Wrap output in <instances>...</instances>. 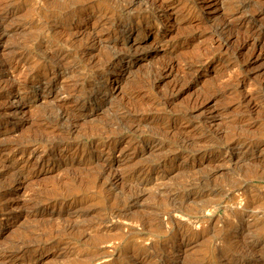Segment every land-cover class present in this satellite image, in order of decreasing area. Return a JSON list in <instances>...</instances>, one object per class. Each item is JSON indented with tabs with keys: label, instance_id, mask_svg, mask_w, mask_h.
I'll list each match as a JSON object with an SVG mask.
<instances>
[{
	"label": "rangeland",
	"instance_id": "374dc122",
	"mask_svg": "<svg viewBox=\"0 0 264 264\" xmlns=\"http://www.w3.org/2000/svg\"><path fill=\"white\" fill-rule=\"evenodd\" d=\"M58 1L61 0H0V33L3 28L8 32L5 36L0 34V59L11 57L10 63L0 64V87L4 86L0 88V107L3 106L0 108V146L5 148L0 152V160L30 176L28 181L16 180L10 192L6 184L8 177H0V191L7 198L1 200L5 208L0 206V254L13 257L11 264H131L134 254L142 252L141 256H147L145 264H172L170 260L177 254L183 264H223L217 263L213 255H217L221 246L225 252H234V246L227 241L244 237L253 240L257 248L254 247L253 255L240 256L238 261L260 264L259 253L264 251V238H261L264 237V178L261 177L264 175V35L258 42H253L248 35L253 31L264 33V0H148L156 9L151 14V23L120 36L132 45V51L136 45H143L142 50L133 52L131 74H127L123 63L103 72H95L90 67L94 65L90 63L93 54L110 32L99 24L106 18L100 15L99 0L73 2L80 8L67 24L55 23L60 14L53 12L50 5ZM137 4L131 8L133 12L139 10ZM245 15L247 18H240ZM250 15L254 19H248ZM219 18L229 21L226 33H222L227 44L221 51L211 52L217 47L214 29L221 23ZM138 19L129 20L140 25ZM67 28L71 34L64 35L63 30ZM187 29L193 33L181 36ZM79 44L85 50L79 54L80 60L72 62L69 53ZM25 48L30 52L26 54ZM185 60L189 61L190 70L196 72V82L189 86L184 79ZM28 62L35 73L28 71ZM150 69L156 71L150 89L123 84V77L132 80ZM12 79L18 85L6 86L5 81ZM94 83L108 91V100L112 103L92 98L94 93L89 86ZM78 85L81 89L76 92ZM209 85L222 90L212 101L204 91ZM161 94L171 97L164 106L167 113L163 115L157 113L163 110L161 107L159 111H144L143 115L120 120L115 113L111 114L117 102L126 107L132 108L138 103L147 108L151 99ZM74 95H79L78 100L90 113L82 114L81 118L64 114L73 107ZM140 101L143 103L139 104ZM62 111V115H56ZM235 138H240L239 144H232ZM14 141L19 147L11 152L8 148ZM243 156L249 161L246 164L240 161ZM42 158L44 163L38 167L36 162ZM97 170L105 178L94 186ZM111 174L125 179L107 185L106 176ZM244 183L248 184L247 188L242 187ZM222 186L229 192L226 196L212 194ZM44 194L59 199L25 208L28 198ZM172 205L179 208L172 213L174 222L189 225L186 227L192 230L191 236L195 231L200 234L194 235L196 239L191 237L180 252L174 250L176 253L170 250L186 238L178 236L175 242L163 240V234L156 231L160 220L170 219L166 209ZM247 205L254 211L250 217L253 219L249 220L253 223L254 236L246 238L241 228L235 230L230 226L235 222L240 224L246 216L245 212L239 211L241 215L231 210ZM193 216L198 217L197 222ZM187 218L191 222H186ZM126 227L136 231L129 238L123 233ZM29 239L30 244L24 251L26 256L29 253L33 258L37 256L32 261L23 260V252L12 249L13 244L22 245ZM32 239L37 241L32 243ZM161 248L170 259L164 263L157 256ZM150 258L152 261L148 262Z\"/></svg>",
	"mask_w": 264,
	"mask_h": 264
},
{
	"label": "bare ground",
	"instance_id": "6f19581e",
	"mask_svg": "<svg viewBox=\"0 0 264 264\" xmlns=\"http://www.w3.org/2000/svg\"><path fill=\"white\" fill-rule=\"evenodd\" d=\"M73 2L74 3H79V2H83V0H68L67 2H66V0H61L60 2L58 1V2H56V4H51L50 5V9L53 11V12H58L59 14H60V18L57 20V22H55V23H57V24H63V23H66V22H68L69 20H70V18L72 17V14L73 13H75V12H77V10L80 8L79 6L77 7V5H73ZM87 2V1H86ZM99 2H100V4H101V8H100V15L101 16H105L106 18H104V19H102V20H100V25H101V27H102V25L103 26H105L106 28H108L109 30H110V32L104 37L105 38V42H103L102 43V45L100 46V48H97L96 49V53H94L93 54V57H94V61L92 60V62H90V63H92V64H94V65H91L90 67L92 68V69H94L95 70V72L96 71H101V72H103V71H105V70H107L108 68H111L112 66H114V65H116V64H118V63H123L125 66H127L126 68H127V74H131L132 73V66L134 65V57H133V52H137V51H139V50H142V47H143V45H136L135 46V48H134V50L132 51V45H130L129 43V45L126 43V41L125 40H123V39H120V36H122V35H124L125 33H127V32H129V31H131L133 28H136V27H140L142 24H144V23H151V14L152 13H154L155 12V7L154 8H152V6H153V3L152 2H150V1H146V0H99ZM139 2H141V3H143V5H144V7L142 8L141 7V3L139 4ZM138 3V4H137ZM85 4V3H84ZM137 4V6H138V9L139 10H136L135 12H133V10L131 9V8H133V6L134 5H136ZM148 4V5H147ZM81 5V4H80ZM155 5V4H154ZM84 6V5H83ZM140 6V7H139ZM158 7V6H157ZM159 8V7H158ZM260 8V7H259ZM85 9V8H84ZM132 11H131V10ZM256 10H258V9H255V11ZM244 11V10H243ZM80 12V11H79ZM78 12V13H79ZM235 12V11H234ZM251 12V11H250ZM239 13V12H238ZM246 13H247V11H246ZM253 13V12H252ZM126 15V16H125ZM242 15V14H241ZM244 15V14H243ZM74 16V15H73ZM226 16V15H225ZM228 16V15H227ZM237 16H238V14L235 16L236 18H237ZM251 16V17H250ZM249 17H248V19L249 18H253V15H250ZM254 16H256V15H254ZM133 17H136V18H139L140 19V25H136V24H132L131 23V19L133 18ZM223 17V16H222ZM242 17V19H244V18H247L246 17V15H245V17L244 16H240V18ZM232 19H233V17H231ZM260 18V17H259ZM130 19V20H129ZM138 19V20H139ZM248 19H247V21H248ZM254 19V18H253ZM219 20H220V18H219ZM99 21V20H98ZM220 24H217L216 25V27H215V29H214V33H215V39H214V42L215 43H217V47H216V49H214V50H211V52L213 51V52H216V51H221V48L223 47V46H225L226 44H227V41H226V38L225 37H222V33L225 31V30H227V27H228V25H229V21L227 20V18L226 19H224L223 21H221L220 20ZM250 22V21H249ZM69 23V22H68ZM67 24V23H66ZM157 24V23H156ZM105 28V29H106ZM232 28V27H231ZM230 28V29H231ZM101 29H104V28H101ZM141 30V29H140ZM188 30V29H187ZM139 31V30H138ZM140 32V31H139ZM182 32V31H181ZM63 33H65L64 35H67V34H71V29L70 28H67V29H64L63 30ZM182 33H184V31L182 32ZM193 33V30H191L190 29V31L188 30V31H186L184 34H182L181 36H188V35H191ZM225 33H226V31H225ZM0 34H2V35H7L8 34V32L6 31V29H2L1 30V33ZM228 34V33H227ZM232 34V33H231ZM264 35V33L263 32H261V31H258V32H251V33H249V35L248 36H250V39L253 41V42H258V41H261V37ZM230 36V35H229ZM121 38H123V37H121ZM224 38V39H223ZM92 39H94L93 37L92 38H90V40L92 41ZM98 42H99V40H98ZM87 45H88V43L87 42H85ZM85 43H83L84 44V46L86 45ZM93 43L94 42H92V45H93ZM26 44V43H25ZM262 44V43H261ZM80 45L81 44H79V45H77L75 48H74V50H73V52L70 54L69 53V57L71 58V61L73 62V61H75V60H78L79 59V54L81 53V52H83V50H85L84 49V47L82 46V47H80ZM135 45V44H134ZM216 45V44H215ZM142 46V47H141ZM210 47H211V45H209ZM226 47V46H225ZM262 47V46H261ZM16 48H17V46H16ZM212 48V47H211ZM24 49V48H23ZM26 49V48H25ZM14 50H15V48H14ZM226 50V49H225ZM26 52V54L27 53H29L30 52V50H25ZM210 50H208L207 51V53L209 52ZM224 51V50H223ZM211 52H209V53H211ZM205 55H206V53L204 54V57H205ZM209 55V54H208ZM92 56V55H91ZM211 56V55H210ZM24 57H27V56H24ZM51 57V58H50ZM49 58L51 59L50 61H52V59H53V57L52 56H50ZM201 58V57H200ZM11 59V57H9L8 59L6 58V60H1V62H0V64H3V63H5V62H9V60ZM40 59V58H39ZM38 59V60H39ZM195 59V58H194ZM197 59V58H196ZM199 59V58H198ZM25 60V59H24ZM30 60V59H29ZM55 60V59H54ZM80 60V59H79ZM57 61V60H56ZM193 61V60H192ZM227 61H229V59L227 60ZM11 62V61H10ZM9 62V63H10ZM35 62H36V60H35ZM43 62V61H42ZM54 62V61H53ZM77 62V61H76ZM29 63V62H28ZM56 63V62H55ZM25 64V63H24ZM27 64V63H26ZM35 64V63H34ZM37 64V63H36ZM64 64V63H63ZM31 64L29 63V65H28V68H29V70L28 71H34L35 69L33 68V67H31L30 66ZM60 65H62V63L60 64ZM27 66V65H26ZM33 66V65H32ZM86 66V65H85ZM185 68L183 69V70H185V77H184V79H185V83L189 86V85H192L193 83H195L196 82V78H195V76H196V72L195 71H191L190 69H191V67H189V61H186L185 60ZM25 67V66H24ZM50 67V66H49ZM64 68V67H63ZM25 69H26V67H25ZM36 72H38V71H36ZM154 72H156V71H154L153 69H150V70H148V71H146V73L144 74V75H142L141 77H132V80H128V76H126V77H123V84H125V85H127V83L128 84H131V86L132 87H134L135 85H138V86H140L141 88H144L145 90L147 89L148 90V88H149V84L151 83V79H152V77L153 76H155V74L153 75V73ZM27 73V71L25 72V74ZM34 73H35V71H34ZM97 75H98V73H97ZM77 76V75H76ZM157 76V75H156ZM100 77H102V76H100ZM80 78H81V76H80ZM237 78V77H236ZM7 80V79H6ZM49 80V79H48ZM235 80V79H234ZM237 80H238V78H237ZM232 81V80H231ZM6 82V86L8 85V86H10V87H15L16 85H18V83L16 84V82L15 81H13V79H12V81L10 80V81H5ZM191 82H192V84H191ZM73 83H76V82H73ZM87 83V82H86ZM153 83V82H152ZM177 83H178V81H177ZM184 83V84H185ZM230 83V82H229ZM228 83V84H229ZM233 83H235V81L233 82ZM237 83V82H236ZM236 83L234 84V85H236ZM21 84V83H20ZM75 85V84H74ZM80 85V84H79ZM79 85L77 86V87H75V89H74V91H78L79 92V90L81 89V88H79ZM88 85V84H87ZM101 85V84H100ZM99 84H92V85H90L89 86V90L92 92V93H94V97H92L94 100H99V101H104V100H108V95H109V93H108V91L107 90H105L102 86H100ZM125 85H123V86H125ZM134 85V86H133ZM231 85V84H230ZM5 86V87H6ZM122 86V87H123ZM130 86V85H129ZM212 86H214V85H212ZM211 85H209V87L206 89V90H204L205 92H206V95L205 96H207V99H209V101H212L213 99H215L217 96L219 97V95L220 94H222L221 93V91L222 90H219V89H215V87H212ZM226 86V85H225ZM4 86L2 85V87H0V88H3ZM74 87V86H73ZM137 87V86H136ZM151 87V86H150ZM261 87V86H260ZM18 88V87H17ZM231 88V87H230ZM83 89V88H82ZM150 89V88H149ZM226 90V89H225ZM73 91V92H74ZM261 92H262V90H260ZM18 92V91H17ZM70 92V91H69ZM224 92V91H223ZM19 93V92H18ZM89 92H87V94H88ZM167 93V92H166ZM172 93V92H171ZM20 94V93H19ZM78 94V93H77ZM80 94V93H79ZM169 94H170V92H169ZM131 95V94H130ZM129 95V96H130ZM161 95H163V94H161ZM159 96L158 97V95H157V97L156 96H154V97H156V98H153V99H151V101H150V103H149V106L146 108H143V102H141V103H139V104H142V106L140 105H138V103H136V104H133V102H131V105H132V108L130 107V106H123L121 103H118L117 102V104H114V111H113V113H111V114H114L115 115V117H117V118H119V120L120 119H125V118H130V117H135V116H139V115H141L144 111H151V110H157V111H159L158 109L160 108V109H162L163 108V110L161 111V112H157V113H159L160 115L162 114H164L165 112L167 113V111H165L166 109H164V106H165V104L168 102V101H170L171 100V97L169 96V95H163V96ZM75 97V99L73 100L74 101V105H73V107L72 108H68V109H66V111L64 112V114H67V116H74V117H79V118H81V117H83V115L82 114H86V113H90L89 112V110L87 109V106L85 105V104H83L82 102H81V100H78V96L79 95H74ZM111 96V95H110ZM126 96V95H125ZM128 96V97H129ZM248 96H250V94L248 95ZM19 97V96H18ZM148 99H150V98H148ZM110 100V99H109ZM108 100V102L109 103H112V102H110ZM20 101V100H19ZM71 101H72V99H71ZM72 101V102H73ZM90 101H92V100H90ZM145 101V100H144ZM94 102V101H93ZM138 102V101H137ZM97 103V102H96ZM145 103V102H144ZM17 104V103H16ZM23 104V103H22ZM25 104V103H24ZM124 104V103H123ZM108 105V104H107ZM128 105H130V104H128ZM146 105H148V103L146 104ZM111 106V105H110ZM139 106V107H138ZM1 107H3L2 105H1ZM0 107V108H1ZM108 107V106H107ZM128 107H130V108H128ZM141 107V108H140ZM102 109V108H101ZM141 109H143V110H141ZM64 110V109H63ZM81 110H83L84 111V113H83V111L81 112ZM104 110V109H103ZM181 110H183V109H181ZM55 111V110H54ZM86 111V112H85ZM102 111V110H101ZM3 112V111H2ZM155 112V111H154ZM185 112V111H184ZM54 113V112H53ZM62 113H63V111L62 112H60L59 114H57L56 113V115H62ZM180 113V112H179ZM153 114V113H152ZM183 114V113H182ZM143 115V114H142ZM155 115V114H154ZM176 115V114H175ZM184 115V114H183ZM66 116V115H65ZM64 116V117H65ZM113 117V116H112ZM159 117V116H158ZM138 118H140V117H138ZM135 119V118H134ZM113 121V120H112ZM110 122V121H109ZM115 122V121H114ZM126 122V121H125ZM123 123V122H122ZM113 124H115V123H113ZM127 124V123H126ZM110 125V124H109ZM117 125H118V123H117ZM121 126V125H120ZM123 126H124V124H123ZM95 127H98V126H95ZM106 127V126H105ZM108 127H110V126H108ZM112 127V126H111ZM99 128H100V126H99ZM107 128V127H106ZM106 128H104V129H106ZM116 127H114V129H115ZM95 129H97V128H95ZM95 129L93 128V130L95 131ZM92 130V129H91ZM99 131H100V129H98ZM106 130H108V129H106ZM69 131H71L69 128H68V132ZM98 131V132H99ZM102 131V130H101ZM109 131V130H108ZM107 131V135H108V133L110 134V132H108ZM115 132L116 131H118L117 130V128H116V130H114ZM65 132V131H64ZM97 132V133H98ZM112 132V131H111ZM101 134H103V133H101ZM113 135H115V133L113 132ZM108 136H110V135H108ZM118 136V135H117ZM56 137H58V136H56ZM105 137V136H104ZM55 138V137H54ZM53 138V139H54ZM63 138H64V136H63ZM100 138V137H99ZM113 138V137H112ZM111 138V139H112ZM27 139L28 140H26L28 143H29V139L30 138H28L27 137ZM32 139V138H31ZM240 139V138H239ZM239 139H237V138H235V139H233L232 140V144H239L240 143V141H239ZM24 140H25V138H24ZM34 140V139H33ZM183 140V139H182ZM246 140V139H245ZM17 141H18V139H17ZM36 141V140H35ZM44 141V140H43ZM52 141V140H51ZM61 141V140H60ZM23 142H25V141H23ZM27 142H25V143H27ZM32 142V141H31ZM47 142H48V140H47ZM56 142V141H55ZM55 142H54V144H55ZM64 142V141H63ZM68 142V141H67ZM243 142V141H242ZM20 143V142H19ZM37 143V142H36ZM52 143V142H51ZM22 144V143H21ZM49 144V143H48ZM182 144V143H181ZM242 144V143H241ZM53 145V144H52ZM58 145V144H57ZM76 145H77V143H76ZM32 146V145H31ZM51 146V145H50ZM67 146V145H66ZM81 146V145H80ZM84 146V145H83ZM82 146V147H83ZM6 147V146H5ZM17 147H19V144L17 143V142H13V144H12V146L10 147V148H8L11 152L12 151H14ZM52 147V146H51ZM76 147V146H75ZM85 147V146H84ZM22 148V147H21ZM50 148V147H49ZM69 148H71V147H69ZM80 148V147H79ZM26 149V148H25ZM83 149V148H82ZM85 149V148H84ZM18 150H19V148H18ZM21 150V149H20ZM71 150V149H70ZM77 149L75 148V151H76ZM3 151H5V148L3 149V147L1 148V146H0V152H3ZM85 151V150H84ZM87 153V152H86ZM89 161V160H88ZM240 161H242L244 164H246L247 162H249L248 161V159L247 158H244V156H243V159H240ZM25 163V162H24ZM43 163H44V159L42 158V159H40V160H38L37 162H36V164H38V167H40V166H42L43 165ZM26 165V164H25ZM60 165V164H59ZM62 165L63 166H66L67 164H65V163H62ZM250 165V164H249ZM71 165H69V167H70ZM67 167V166H66ZM68 168V167H67ZM66 168V169H67ZM71 169V168H70ZM255 169V168H254ZM16 169H15V166H13V165H9V163H8V165H6L5 163H4V161H1L0 160V177H2V176H5L6 178L8 177V182H6V184H7V191H9L10 192V189L9 188H11L10 186H11V184H13L16 180H27V179H29V177L26 175H24L22 172H18V171H20L19 169H18V171H15ZM251 170V169H250ZM98 171V172H97ZM97 171H95V172H97V174H95V176H94V180H93V184H94V186H95V183L97 184V182H100V180H101V178L103 177V172L102 171H99V170H97ZM246 171V170H245ZM252 172H253V170H251ZM255 171H257V169L255 170ZM257 173V172H256ZM255 173V174H256ZM261 173V175H262V172H260ZM109 174V173H108ZM257 174H259V171H258V173ZM264 174V173H263ZM260 175V174H259ZM106 176V175H105ZM87 177H89V179L92 177V175H91V177L90 176H87ZM260 177V176H259ZM262 178H264V175L263 176H261ZM93 178V177H92ZM104 178L105 177H103L102 179V181H104ZM123 179H125V177H123V176H121V175H114V174H111V175H109L108 177L106 176V184L107 185H113L114 183H116L117 181H119V180H123ZM199 179V178H198ZM207 179V178H206ZM3 180V179H2ZM88 180V179H87ZM1 181V180H0ZM28 181V180H27ZM80 181V180H79ZM84 182L86 181L85 179L83 180ZM88 181H91V180H88ZM101 181V182H102ZM198 181V180H197ZM77 182H78V180H77ZM87 182V181H86ZM86 182H85V184H86ZM207 182V181H206ZM210 181H208L207 183H209ZM243 182H245V180L243 181ZM83 183V182H82ZM193 183V182H192ZM242 183V182H241ZM77 184H79V183H77ZM84 184V185H85ZM196 184V183H195ZM246 184L247 183H244L243 184V186L242 187H245V188H247L246 187ZM79 185H81V184H79ZM89 185V184H88ZM192 185H194V184H192ZM199 185V184H198ZM203 185V184H202ZM205 185V184H204ZM208 185V184H207ZM206 185V186H207ZM214 185V184H213ZM217 185V184H216ZM248 185V184H247ZM250 185V184H249ZM5 186V185H4ZM83 186V185H82ZM81 186V187H82ZM85 186H87V185H85ZM97 186V185H96ZM101 186H102V184H101ZM187 186V185H186ZM185 186V187H186ZM220 186V185H219ZM251 186V185H250ZM210 187V186H209ZM217 187V186H216ZM96 188V187H95ZM108 188H110V186H108ZM225 188V187H224ZM2 189V188H1ZM93 189V188H92ZM102 189V188H101ZM105 189V188H104ZM50 190V192H51V189H49ZM214 190V189H213ZM228 191V190H227ZM44 192H46V191H44ZM53 192H55V191H53ZM213 193L212 194H215V193H217V194H219V195H221V197L223 198V196H226L228 193L226 192V190L225 189H223V186L222 187H218L217 189H215L214 191H212ZM62 193V192H61ZM41 194V193H40ZM48 194V193H47ZM47 194L45 195H42V196H38V195H36V196H32L31 198H28L26 201L27 202H25L24 204H25V208L27 207V209H28V207H32V208H34L35 206H36V204H38V203H40V202H49L50 200H58L59 198H57V197H48L47 196ZM60 194V193H59ZM216 194V195H217ZM4 193H3V190H2V192L0 191V206L2 207V208H5L4 206H6V204H1V200L4 198ZM35 195V194H34ZM52 195H53V193H52ZM63 195V194H62ZM131 195V194H130ZM219 195H217V196H219ZM61 196V195H60ZM8 197V196H7ZM63 197V196H62ZM86 197V196H85ZM127 197H129V196H127ZM213 197H215V196H213ZM6 198V197H5ZM4 198V199H5ZM88 198V197H87ZM175 198V197H174ZM173 198V199H174ZM7 199V198H6ZM173 199H172V201L171 202H173ZM220 199V198H219ZM253 199V198H252ZM72 200V199H71ZM221 200V199H220ZM255 200H256V198H255ZM260 200V199H259ZM7 201V200H6ZM75 201V200H74ZM222 201V200H221ZM257 201H258V199H257ZM167 202V201H166ZM168 202H170V201H168ZM170 202V203H171ZM219 202V204H220V201H218ZM253 202H254V200H253ZM54 203V202H53ZM61 203V202H60ZM60 203H58V204H60ZM175 203H177V202H175ZM175 203H173V204H175ZM224 203V202H223ZM223 203H222V205H223ZM256 203V202H255ZM254 203V204H255ZM257 203H259V201L257 202ZM74 204V203H73ZM167 204V203H166ZM226 204V203H225ZM248 204V203H247ZM41 205V204H40ZM53 205V204H52ZM119 205V204H118ZM169 205V204H168ZM168 205H167V207H168ZM251 205H252V203H251ZM250 205V206H251ZM114 206V205H113ZM166 206V205H165ZM173 206V205H172ZM180 206V205H179ZM232 205H230V207H231ZM117 207V206H116ZM171 207V206H170ZM240 207V206H239ZM12 207H11V205L8 207V209L7 210H9V212L12 210L11 209ZM37 208V207H36ZM109 208H112V207H109ZM114 208V207H113ZM121 208V207H120ZM182 208V207H181ZM249 207H248V205L247 206H244V207H241V209H239V208H235V209H233V210H231L234 214L236 213V214H238L237 212H239V211H241V213H246V216H245V219L243 220V222H241L240 224L238 223V222H235V224H233L232 226H230V227H232L231 229H235V230H237V228H241V230H242V234L244 233V236H246V238L247 237H253L254 236V233H253V229H251V227H253L252 225H253V223L252 222H250L249 220H252L253 218H251L250 219V217H252V214L254 213V211L252 210V209H248ZM253 208H254V206H253ZM123 209V208H122ZM231 209H232V207H231ZM167 210V214H170V215H168V217L170 218H168L169 220L168 221H159V219H160V216L159 215H157V216H159V218H158V221H159V223H157V230L156 231H158V232H160L161 233V236H162V234H163V240H169V241H173L174 240V242H175V239L178 237V236H184L185 238H186V241H181V240H179V246L175 249H172V250H170V252H173L174 250L176 251H181L182 250V246H185L186 244H188V242H189V240L191 241V237H194V235L196 236L197 234H199L198 232H194V233H192L193 235L191 236V232H192V230H191V232H190V230H189V228L188 227H186V226H189V225H178V224H176L175 222H174V220L172 219V213L174 212H178V210H179V208H178V206H173V207H171V209H166ZM112 211V210H111ZM160 211V210H159ZM197 211H199V210H197ZM113 212V211H112ZM114 212H117V214H119L120 212H118V210L116 211V210H114ZM127 212V211H126ZM163 212H164V209H163ZM162 212V213H163ZM158 213V212H157ZM160 213V212H159ZM180 213V212H179ZM240 212H239V214H241ZM81 214H84V213H81ZM165 214V213H164ZM176 214H178V213H176ZM232 214V213H231ZM257 214V213H256ZM260 214V213H259ZM33 215H34V213H33ZM174 215V214H173ZM182 215V213L180 214V216ZM193 215H195V214H193ZM200 215V214H199ZM242 215V214H241ZM262 215V214H261ZM129 216V215H128ZM127 216V217H128ZM164 216V215H163ZM178 216V215H177ZM254 216V215H253ZM258 216V215H257ZM264 216V215H263ZM113 217V216H112ZM116 217V216H115ZM190 217V216H189ZM241 217V216H240ZM255 217V216H254ZM147 219V218H146ZM165 219V218H164ZM196 219L198 220V217L197 216H193V221L195 220L196 221ZM188 220V221H187ZM187 220H186V222H191V221H189V219L187 218ZM191 220V219H190ZM254 220H255V218H254ZM257 220V219H256ZM260 220H261V218H260ZM259 220V221H260ZM108 221V220H107ZM127 221V220H126ZM176 221V220H175ZM179 221V220H178ZM177 221V222H178ZM200 221V220H199ZM237 221V220H236ZM239 221V220H238ZM157 222V221H156ZM180 222H182V221H180ZM179 222V223H180ZM197 222V221H196ZM256 222V221H255ZM261 222V221H260ZM145 223V222H144ZM184 223V222H183ZM199 223V222H198ZM234 223V222H233ZM262 223H264V222H262ZM261 223V224H262ZM133 224V223H132ZM148 224V223H147ZM188 224H190V223H188ZM226 224V223H225ZM127 225H129V223H127ZM145 225V224H144ZM144 225H143V227H144ZM152 225V224H151ZM150 225V226H151ZM194 225V224H193ZM218 225V224H217ZM255 225V224H254ZM260 225V224H259ZM264 225V224H263ZM121 226V225H120ZM130 226V225H129ZM128 226V227H129ZM136 226V225H135ZM134 226V227H135ZM140 226V225H139ZM148 226H149V224H148ZM155 226V225H154ZM166 226H168V228L166 229L165 227ZM192 226V225H191ZM215 226V225H214ZM219 226V225H218ZM257 226V225H256ZM190 227V226H189ZM137 228V227H136ZM188 228V229H187ZM211 228V227H210ZM220 228V227H219ZM225 228H227V226L225 225ZM117 229V228H116ZM125 229V228H124ZM150 229V228H149ZM163 229H165V230H163ZM208 229V228H207ZM260 229V228H259ZM150 230H152V229H150ZM154 230V229H153ZM203 230H204V228H203ZM213 230V229H212ZM124 231V230H123ZM125 231L126 232H123L124 233V235H126L125 236V238H129V237H131V233L132 232H134L133 231V228H127L126 227V229H125ZM155 231V232H156ZM209 231V230H208ZM223 231H224V229H223ZM136 232V231H135ZM140 232V231H139ZM201 232V231H200ZM203 232V231H202ZM201 232V233H202ZM211 232V231H210ZM236 233V231H233V233ZM122 233V234H123ZM203 233H205V232H203ZM221 233H222V231H221ZM59 234V233H58ZM140 234V233H139ZM237 234V233H236ZM239 234V233H238ZM241 234V235H242ZM257 234V233H256ZM47 235V234H46ZM200 235V234H199ZM213 235V234H212ZM211 235V236H212ZM215 235V234H214ZM28 236H29V234H28ZM31 236V235H30ZM41 235H39V237H40ZM49 237H50V234L48 235ZM53 236V235H52ZM51 236V237H52ZM116 236H118V235H116ZM207 236H209V234L207 235ZM228 236V235H227ZM236 236V235H235ZM260 236H262V235H260ZM156 237H158V235L156 236ZM181 237H180V239H181ZM25 238H26V236H25ZM41 238V237H40ZM124 238V237H123ZM161 238V237H160ZM184 238V239H185ZM195 238V237H194ZM200 238V237H199ZM218 238H221L220 240H222V238L223 237H220L219 236V234H218ZM232 238V237H231ZM237 238V237H236ZM241 238V237H240ZM256 238V237H255ZM261 238H264V237H261ZM22 239V238H21ZM31 239V238H30ZM28 240L24 245L22 244V243H20V244H22V245H18V243L16 244H13V248L12 249H17V250H19L20 252H23V260H26V261H32V260H35L36 259V257H34L33 258V256L30 254H28L27 256H26V251H24V249H25V247L26 246H28L30 243V241L31 240ZM35 239H36V237H35ZM151 239V238H150ZM193 239V238H192ZM196 239V238H195ZM227 239V238H226ZM230 239V238H229ZM235 239V238H234ZM253 238H251V240H252ZM34 239H32V243H34V242H36L37 240H35V241H33ZM41 240H43V239H41ZM46 240H48V239H46ZM122 240V239H121ZM126 240V239H125ZM177 240V239H176ZM183 240V239H182ZM194 240V239H193ZM264 240V239H263ZM39 241V240H38ZM110 241V240H109ZM119 241V240H118ZM168 241V242H169ZM197 241V240H196ZM217 241V240H216ZM218 241H219V239H218ZM226 241V240H225ZM43 242H45V240H43ZM42 242V243H43ZM122 242V241H121ZM150 242V241H149ZM159 242V241H158ZM224 242V241H223ZM228 243H230V244H232L233 246H234V252H229V251H227V252H225L223 249H222V247L223 246H219L220 247V249H219V251H218V253H216L217 255H213V258L214 259H216V262L218 263L219 261H221V262H224L225 264H248V263H241L240 261H238V257H240V256H244V255H253L255 252H254V247H256V244L255 243H253L254 241L252 240V241H248V239H245L244 237L243 238H241V239H239L238 241H234L233 242V239H231V240H229V241H227ZM262 242V241H261ZM29 243V244H28ZM155 243V242H154ZM193 243V242H192ZM195 243V242H194ZM109 244H111L110 242H109ZM151 244V243H150ZM150 244H149V246H150ZM159 244V243H158ZM177 244V243H176ZM259 244V243H258ZM36 245V244H35ZM148 245V244H147ZM146 245V246H147ZM160 245H161V242H160ZM168 245V244H167ZM223 245V244H222ZM232 245H230V246H232ZM261 245V244H260ZM145 246V247H146ZM171 246V245H170ZM29 247H31V246H29ZM28 247V248H29ZM148 247V246H147ZM158 247H159V245H158ZM162 247H166V246H164V245H162ZM173 247V246H172ZM171 247V248H172ZM226 247V246H225ZM262 247H264L263 246V243H262ZM261 247V248H262ZM36 248V247H35ZM115 247L113 246V248H111V249H114ZM228 248V247H227ZM231 248V247H230ZM257 248V247H256ZM110 249V250H111ZM121 249H122V247H121ZM140 249V248H139ZM145 249V248H144ZM147 249V248H146ZM156 249V248H155ZM155 249H153V250H155ZM168 249H170V248H168ZM259 249H260V247H259ZM100 250V249H99ZM123 250H125V249H123ZM127 250V249H126ZM138 250V249H137ZM141 250V249H140ZM229 250V249H228ZM257 250V249H256ZM11 251V250H10ZM31 251V250H30ZM117 251V250H116ZM146 251V250H145ZM157 251V250H156ZM174 251V252H175ZM97 252V251H96ZM96 252H94V253H96ZM140 252V251H139ZM212 252V251H211ZM238 252V253H237ZM2 253V252H1ZM99 253H101V252H99ZM103 253V252H102ZM121 253H122V251H121ZM134 253V252H133ZM176 253V252H175ZM175 253H173V255L175 254ZM213 253V252H212ZM93 254V253H92ZM91 254V255H92ZM118 253H116V255H117ZM129 254V253H128ZM142 254H143V252H142ZM142 254H134V256H133V259H131L132 261H131V264H140V263H143L144 262V260H146L147 259V256L145 255V256H141ZM211 254V253H210ZM209 254V255H210ZM257 254V253H256ZM260 254V264H264V251H262V253L260 252L259 253ZM107 255H109V254H107ZM153 255V254H152ZM156 255H157V253H156ZM166 255V254H165ZM164 255V250H162V248H161V250H160V252H159V255H157L158 256V260H161V262L162 263H164V262H167V261H169L170 259L168 258V256H165ZM179 254H177V256H173L174 258H172L170 261H171V263L172 264H183V262H181L180 260H181V258H179V256H178ZM99 256V255H98ZM110 256V255H109ZM120 256V255H119ZM151 256V255H150ZM156 256V257H157ZM22 257V256H21ZM118 257V256H117ZM117 257H116V259H117ZM149 257V256H148ZM210 257V256H209ZM258 257H259V255H258ZM108 258V257H107ZM113 259H114V257H112ZM126 258V257H125ZM210 258H212V257H210ZM209 258V259H210ZM247 258V257H246ZM14 258L13 257H10V256H6V254L4 255V254H0V264H11L14 260H13ZM92 259H93V257H92ZM98 259V258H97ZM104 259V258H103ZM151 259V258H150ZM239 259H241V258H239ZM243 259V258H242ZM99 260V259H98ZM102 260V259H101ZM108 260V259H107ZM121 260V259H120ZM155 260V259H154ZM157 260V259H156ZM80 261V260H79ZM152 261V259L150 260V261H148V262H151ZM74 262V261H73ZM81 262V261H80ZM157 262H160V261H157ZM195 262V261H194ZM146 263H147V260H146ZM153 263V262H152ZM208 263H210V262H208ZM223 263V264H224ZM80 264V263H79ZM144 264H145V262H144ZM157 264V263H156ZM192 264V263H191ZM204 264H206V263H204ZM211 264V263H210Z\"/></svg>",
	"mask_w": 264,
	"mask_h": 264
}]
</instances>
